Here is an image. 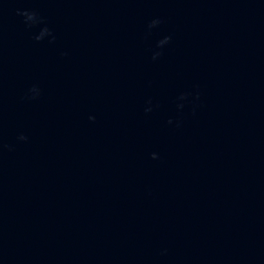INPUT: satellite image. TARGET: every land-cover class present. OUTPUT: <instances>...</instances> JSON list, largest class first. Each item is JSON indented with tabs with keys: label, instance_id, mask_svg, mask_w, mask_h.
<instances>
[{
	"label": "water",
	"instance_id": "obj_1",
	"mask_svg": "<svg viewBox=\"0 0 264 264\" xmlns=\"http://www.w3.org/2000/svg\"><path fill=\"white\" fill-rule=\"evenodd\" d=\"M0 264H264V0H0Z\"/></svg>",
	"mask_w": 264,
	"mask_h": 264
}]
</instances>
